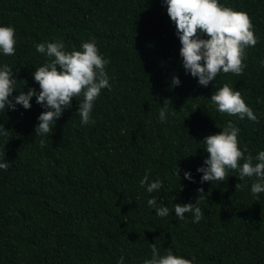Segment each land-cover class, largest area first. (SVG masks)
Returning <instances> with one entry per match:
<instances>
[{"label": "trees", "instance_id": "16d2710c", "mask_svg": "<svg viewBox=\"0 0 264 264\" xmlns=\"http://www.w3.org/2000/svg\"><path fill=\"white\" fill-rule=\"evenodd\" d=\"M218 2L246 12L259 42L246 49L242 75L221 72L204 87L185 72L161 0H0V26L16 35L15 55L0 53V66L9 65L17 79L13 97L39 91L32 73L48 61L35 45L57 40L70 52L94 39L110 61L111 84L93 105L95 124H81L83 97L73 98L44 137L35 135L44 111L35 97L30 109L0 111L9 130L0 136V156L9 162L0 169V264H118L120 257L143 264L151 243L161 255L171 249L195 257L193 264H264V193L252 196L255 178L239 181L230 170L224 182L201 183L197 172L209 155L202 141L229 122L240 129L241 150H264V0ZM173 76L179 86H171ZM224 83L241 92L258 122L212 107L209 99ZM165 99L176 111L160 122ZM149 169L150 181H163L151 194L139 184ZM186 171L195 182L184 179ZM237 183L247 186L236 191ZM200 188L203 218L193 223L187 213L180 220L174 204L196 203ZM152 196L168 216L148 207Z\"/></svg>", "mask_w": 264, "mask_h": 264}, {"label": "clouds", "instance_id": "9594fccd", "mask_svg": "<svg viewBox=\"0 0 264 264\" xmlns=\"http://www.w3.org/2000/svg\"><path fill=\"white\" fill-rule=\"evenodd\" d=\"M166 6L167 15L175 25L176 35L181 47L179 55L185 72L197 78L198 84L207 87L222 72L242 75L247 65L246 49L254 47L259 41L254 33V25L246 12L236 11L221 5L218 0H161ZM207 36L208 38H202ZM16 35L12 26H0V53L5 56L15 55ZM36 51L43 54L47 61L44 65L35 68L32 73L34 81L39 85V91L29 88L25 93L13 97L17 90V79L12 68L4 64L0 66V111L16 110L17 105L24 109L31 108L33 97L36 103L44 109L37 117L39 123L35 126V135L44 137L53 132L56 121L66 109L72 107L73 98L83 97L79 101L77 113L82 125L95 124L91 113L96 99L105 88L111 89L106 72L108 59L100 53L94 39L84 41L80 50L66 51L62 41L44 42L35 45ZM264 67V60L260 61ZM178 76H173L171 86H179ZM212 107L221 115L238 116L241 120L247 118L256 123L257 115L242 98L241 92L235 90L228 83L213 92L209 99ZM172 101L165 99L159 110V121L164 122L167 114L175 115L171 107ZM240 129L229 122L228 126L216 134L208 135L202 141L204 150L209 154L204 165L197 168L203 173L201 183L224 182L228 179L230 170L238 172L239 181L245 178H255L251 184V194L258 199L264 193V150L253 156L247 147H239L238 135ZM9 130H5L0 123V136L7 137ZM41 147L45 140L39 141ZM247 153V155H246ZM242 162V163H241ZM9 162L0 156V169L7 171ZM150 169L139 181L140 187L151 194L163 187V181L157 177L150 181ZM178 168L176 175L179 176ZM184 179L195 182L190 172H184ZM242 185H235L236 191ZM183 185L179 184L182 190ZM199 196L196 203L174 204V214L180 220L185 214L191 213L193 223H199L203 218L202 209L197 206L203 199V188L198 189ZM149 208L155 209L158 217H166L170 209L152 196L147 200ZM151 258L145 259L143 264H193L195 257L186 259L174 255L171 249L161 255L155 243L150 244ZM118 264H125L124 257H120Z\"/></svg>", "mask_w": 264, "mask_h": 264}]
</instances>
